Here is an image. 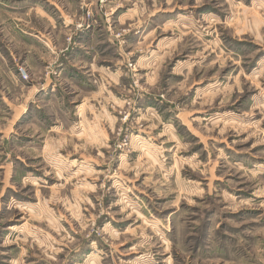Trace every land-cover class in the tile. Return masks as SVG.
I'll return each mask as SVG.
<instances>
[{"label": "rangeland", "instance_id": "obj_1", "mask_svg": "<svg viewBox=\"0 0 264 264\" xmlns=\"http://www.w3.org/2000/svg\"><path fill=\"white\" fill-rule=\"evenodd\" d=\"M0 264H264V0H0Z\"/></svg>", "mask_w": 264, "mask_h": 264}]
</instances>
